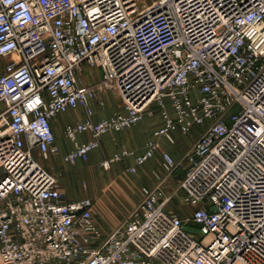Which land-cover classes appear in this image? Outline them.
Returning <instances> with one entry per match:
<instances>
[{"label":"built area","instance_id":"1","mask_svg":"<svg viewBox=\"0 0 264 264\" xmlns=\"http://www.w3.org/2000/svg\"><path fill=\"white\" fill-rule=\"evenodd\" d=\"M147 1L0 0V264H264V0ZM83 65L102 80L83 83ZM105 86L123 110L95 120ZM81 107L65 133L91 139L70 163L160 113L145 151L104 169L131 157L136 172L159 153L170 176L179 165L160 139L203 126L180 198L165 181L143 186L105 234L94 199L70 198L34 156L57 152L52 119Z\"/></svg>","mask_w":264,"mask_h":264},{"label":"crops","instance_id":"2","mask_svg":"<svg viewBox=\"0 0 264 264\" xmlns=\"http://www.w3.org/2000/svg\"><path fill=\"white\" fill-rule=\"evenodd\" d=\"M93 104L96 110L94 115L95 120L109 117L117 111V108L115 107L111 108L110 106H107L105 108H101L100 106H97L96 102ZM86 117V109L81 107L67 113L59 114L52 119V127L56 135V146L58 150L50 156V159L53 161V165L49 169L57 175L60 186L67 190L70 198L79 199L82 197H90L94 199L95 203L93 212L95 219L102 227L105 234H108L120 225L129 215L125 218V216H123L125 212H122V209L107 203L105 199L106 197H103L105 194L104 188L106 186H103L102 182H99V179L94 180L93 177L96 175H99V177L101 175L105 176L107 173L101 170V163L122 149L134 151L136 154L143 153L145 151L147 141L151 137L152 129L160 124L161 117L160 113H156L150 115L149 120L147 117L143 121L139 122V125H137V123V126L134 125L133 127L122 131H110L102 135L99 139L98 147L90 152L86 161L77 160L75 163L65 161L64 156L72 151L77 144L87 142L91 139V135L89 133H82L78 135L77 141L75 142L67 137L65 133L66 127L69 124L82 122L86 119ZM203 130V126H195L192 131L186 135L176 132V142L171 144L166 139L162 138L160 139L161 147L163 150L168 151L175 159H178L181 156L182 150L190 147L192 148L194 141L201 135ZM128 158L132 159L131 157ZM159 159H161V156L158 153L154 159L149 161L154 162L155 160L159 161ZM83 162H86V165L84 168H80ZM184 167L187 169L189 167V163L187 162ZM116 168L118 167L113 166L112 173L115 172L116 174L119 171V169L116 170ZM127 169L128 168H126V171ZM80 175H82V178L84 177V181L86 180L87 185H89L88 188L82 191V194H80L75 187L77 179L81 177ZM93 186H96V188L94 189ZM97 198L99 199L98 201H96ZM130 199L131 198L128 197V200ZM127 207V205L124 206L126 210L128 209ZM50 264L61 263L54 262Z\"/></svg>","mask_w":264,"mask_h":264},{"label":"rangeland","instance_id":"3","mask_svg":"<svg viewBox=\"0 0 264 264\" xmlns=\"http://www.w3.org/2000/svg\"><path fill=\"white\" fill-rule=\"evenodd\" d=\"M147 2L150 3L151 0H148ZM4 64L5 59L0 58V72L3 71ZM80 77L83 83H98L102 80V73L99 69L91 68L88 65H83ZM99 99H103L104 101H106V107H115L117 108V111L123 110V102L121 96L115 88H108L105 86L100 92H98V100ZM98 100L96 101V104L99 107L100 105L98 103ZM156 113H159V111L155 110L154 114ZM147 117L146 118L149 120L150 115H148ZM139 124L140 123H138L137 125ZM184 150L181 151L180 158L176 159L179 166L170 176H168L162 168L161 159H159V161L155 160L154 162L148 161L145 164L139 166L136 172H129L126 171V168H128L132 164V159L124 158L121 161L114 162L110 169L105 170L103 167H101V170L106 172L107 174L105 176L101 175L100 177L99 175H96L93 178L94 180L99 179V182H102L103 186H106L104 188L105 194L103 195V197H106L105 199L107 203H110L122 209L121 211L125 212L123 216H125L126 218V216L130 215L138 206L142 198L141 188L143 186H156L159 185L162 181H165L163 183V187L166 190L174 193L176 201L180 198L181 190L179 189V185L186 174L187 169H185L184 166L187 161L185 160V158L186 154L191 150V147ZM34 156L45 168L50 170L49 168H51V166L53 165L52 159H44L39 156L37 152H35ZM85 165L86 162H83L80 168H84ZM113 166L118 167L116 168V170L119 169L116 174L115 172L112 173ZM80 176L81 177L77 179L75 187L78 192L82 194V191L88 188L89 185H87L86 180L84 181V177L82 178V175ZM93 188L95 189L96 186H93ZM128 197L131 199L128 200ZM98 200L99 199L97 198L96 201ZM125 205L128 206L127 210L124 208ZM190 213L191 210L186 207V212L184 213L185 216L190 215Z\"/></svg>","mask_w":264,"mask_h":264}]
</instances>
